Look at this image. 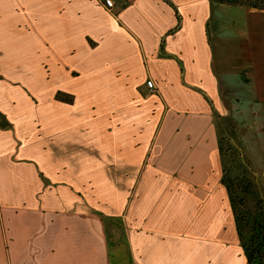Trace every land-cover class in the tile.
I'll list each match as a JSON object with an SVG mask.
<instances>
[{"label":"crops","instance_id":"1","mask_svg":"<svg viewBox=\"0 0 264 264\" xmlns=\"http://www.w3.org/2000/svg\"><path fill=\"white\" fill-rule=\"evenodd\" d=\"M124 1L109 8L99 0H0V56L29 53L37 40L68 42L76 54L60 74L83 78L80 86L68 79L44 93L38 74L22 80L0 70L8 94L0 92V111L11 123L0 127V264H246L221 181L217 122L232 103V86L215 62L211 34L224 27L245 33L246 42L234 45L245 59L223 58L221 70L238 74L263 106L264 9ZM30 33V46L19 50ZM46 53L39 62L47 79L58 64ZM57 91L73 102L56 99ZM93 105L110 118L119 113L118 147L100 161L95 154L108 150L96 138L95 119L84 124L92 129L84 139L75 133L79 112ZM97 188L118 191L98 200L118 198V211L97 207ZM111 216L123 227L112 250L105 232Z\"/></svg>","mask_w":264,"mask_h":264},{"label":"rangeland","instance_id":"2","mask_svg":"<svg viewBox=\"0 0 264 264\" xmlns=\"http://www.w3.org/2000/svg\"><path fill=\"white\" fill-rule=\"evenodd\" d=\"M224 9H226L229 14H233L237 10V7L225 6ZM213 13L214 16L218 14L216 9ZM213 24L214 23H212V26H214ZM233 27H231V30H233ZM211 37L214 45L215 62L219 65L221 76L223 75L226 77V83L232 86V88L228 89V96L232 98V103L230 105H226L227 109L224 111L225 114L223 115V118L217 122L219 125L217 128L219 130L218 134L222 138V163L225 169L223 175L226 181L229 182L233 188H236L238 183L241 182L246 184L244 186L245 193L247 194L249 202L252 204L253 200L257 198H263L264 200V105L254 104L253 101L255 99V95H253L251 87L243 83L238 74L233 72H223L222 74L221 61L223 58L226 60L224 62L231 61L234 63L245 59L241 53L239 55V53L236 52L237 48L234 46L235 44L239 45V42H246L245 33L229 31L227 30V27H224V31H212ZM25 39V42L19 43L21 45H18L19 50L22 49V46L24 48H28L30 46L29 42H32L34 37L32 36V33H30L26 35ZM220 42H231L229 44L230 48L228 49L226 46L224 49H221L219 46ZM32 43L33 46H31V50L28 49L29 53L19 52L18 54H14V56H0V70H2L4 74L15 73V75L11 76L14 78L20 77L22 80L25 79L24 76L26 75L38 74L39 79L35 78L36 76L33 78L36 82L38 90L44 93L48 89L52 88L55 83H62L65 80V82H67L68 79L70 80L66 74L61 76L59 68L66 65L69 66L73 62V56L76 54L74 51L75 48H72L68 42L45 43L37 40ZM222 51L225 52L223 53ZM44 53L48 54L50 57H54V64H58V66H56L57 68L51 70V76L47 79L45 75L40 76L41 65L39 60L42 58L39 56ZM238 64L241 65L239 62ZM29 69H31L30 72ZM240 76L246 78L247 74L240 73ZM81 80L83 81L82 75L74 81H68V83L70 82L69 84L71 85L80 86ZM6 81H2L3 83H0V92L4 99H7L6 95H8L4 89V82ZM75 97L76 96L74 95V100ZM33 100L35 102L38 101L35 96H33ZM113 111L114 112L111 118L107 114V110H99L96 105L93 108L84 107L83 110L79 112V116L81 117V126L79 128H75V133L78 132L84 139L86 134H89V131L92 130L86 128L84 124H86V121L95 119L97 124L95 129L97 135L96 138L99 137L103 140V142H105V148H107L108 151H100L97 152L98 154H95L99 161V156L115 153V150L118 147L117 142L119 143L120 140H118V138H120L119 135L121 134L118 122L119 113L117 110ZM105 122H107V125H105ZM116 123L118 124L117 126H115ZM82 140L79 142V144H81L80 157L83 156L82 151L84 150L83 147H85H82ZM113 158H116V156ZM60 161L61 160H58L55 165L58 166L59 169H62L61 166H63V163ZM79 167H83V163L79 165ZM111 167L113 172L111 176L112 180L118 185V160H112ZM110 192L113 194L117 193L118 195V191L116 190L109 191L108 188H97L95 192V199L97 201L96 205L98 208L104 209V211L108 210L110 207L111 211L115 212V209L118 211V208H115V204L118 203V198L115 203L113 201H111V203L109 202L110 205L107 203L103 204L98 201L100 199L104 200L106 197L105 195ZM101 212L103 213V210H101ZM111 217L113 219L105 223V232L110 250L116 246V243L121 241L120 236L121 231L123 230V227L120 224L119 216Z\"/></svg>","mask_w":264,"mask_h":264},{"label":"trees","instance_id":"3","mask_svg":"<svg viewBox=\"0 0 264 264\" xmlns=\"http://www.w3.org/2000/svg\"><path fill=\"white\" fill-rule=\"evenodd\" d=\"M228 5H244L264 9V0H214ZM55 98L64 102H72L73 95L57 91ZM11 123L0 111V127H10ZM225 171V169H223ZM232 203L233 215L239 234L240 243L246 259V264H264V200L257 198L252 204L245 193L244 183H238L233 188L222 177Z\"/></svg>","mask_w":264,"mask_h":264},{"label":"built area","instance_id":"4","mask_svg":"<svg viewBox=\"0 0 264 264\" xmlns=\"http://www.w3.org/2000/svg\"><path fill=\"white\" fill-rule=\"evenodd\" d=\"M99 1L109 8H111L114 3V0H99ZM124 2H126V0Z\"/></svg>","mask_w":264,"mask_h":264}]
</instances>
